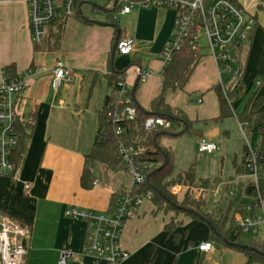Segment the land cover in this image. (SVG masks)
Masks as SVG:
<instances>
[{"label": "crops", "instance_id": "obj_1", "mask_svg": "<svg viewBox=\"0 0 264 264\" xmlns=\"http://www.w3.org/2000/svg\"><path fill=\"white\" fill-rule=\"evenodd\" d=\"M262 2L255 0L252 8H247L256 16L257 25L250 44L241 51L247 53L243 82L247 76L261 74L264 78V30L259 27ZM57 5L56 21L46 27L43 40L36 43L27 0L0 2V81L6 78V67L15 65L17 75L27 84L17 101L18 113L23 122L33 125L23 142L18 181L0 177V211L30 228L27 264H58L64 249L73 254L69 264H104L84 252L86 224L66 216V211L75 208L112 216L113 196L122 195L130 186V181L122 182L129 176L126 171L115 172L99 165L94 166L97 185L85 190L80 184L85 156L98 139V111L108 94L106 76L111 68L121 71L135 62L127 72L128 83L136 89L137 104L151 110L162 89L163 65L159 54L174 32L176 13L170 8H137L117 15L119 22L114 23L108 21L96 0L79 1L75 14L69 17L64 14L63 0H57ZM124 38L135 41L134 53L110 64L114 46ZM200 56L185 90L166 93L167 104L184 112L193 130L200 134L196 138L183 136L181 139H194V145L190 140L188 147L179 146L176 150L167 141L163 144L165 138L176 137L162 138L161 144L175 153V175L191 166L190 159L193 152L199 153L202 138L222 147L216 153L205 154L215 160H232L247 145L233 102L232 116L219 120L220 99L215 88L222 85V72L209 53L203 51ZM58 62L68 68L70 76L57 92L53 89L52 71ZM139 69L151 73L145 83L138 82ZM75 84L83 87L80 94L75 93ZM86 89L90 94H85ZM259 96H264V83ZM199 100L202 102L198 103ZM261 110L264 111V105ZM183 160L184 167H179ZM223 170L213 169L210 175L198 169L196 172L198 179L218 180L223 178ZM235 170L229 173L227 181L245 177ZM26 183L31 185L29 194L24 190ZM151 207L153 215H157L153 204ZM174 217L182 225L168 233L165 225ZM191 219L188 225L194 224V220L207 225ZM183 226L184 222L174 214L160 221L149 213L131 218L121 233V247L129 255L122 264L213 263L218 255L213 248L209 252L199 250L201 243L212 242L211 229L208 239L196 242L194 236L183 231Z\"/></svg>", "mask_w": 264, "mask_h": 264}, {"label": "built area", "instance_id": "obj_2", "mask_svg": "<svg viewBox=\"0 0 264 264\" xmlns=\"http://www.w3.org/2000/svg\"><path fill=\"white\" fill-rule=\"evenodd\" d=\"M16 0H0V2H12ZM81 0H63L65 16L75 14L77 4ZM104 3H113L118 0H96ZM263 1V0H258ZM29 5V23L34 42L40 43L46 27L53 24L58 16L57 0H27ZM136 7L160 9H173L176 13L174 32L162 48L159 59L163 70L172 61L173 57L185 46L193 52L201 55L208 51L215 60L218 69L224 68L233 78H243V64L239 58L241 50L250 44L257 25L256 16L245 9L239 0H143L140 2H126L122 9L114 15H126ZM116 50L119 55L127 56L134 53L135 41L124 38L117 42ZM53 89L59 91L63 83L69 79L70 72L62 63L58 62L53 68ZM150 72L137 70L136 75L139 83H145ZM222 85L225 87V84ZM26 81L23 77L14 79L4 78L0 81V177L18 181L22 161L16 162V153L20 145L18 132V98L26 89ZM132 88L127 79H121L115 94L117 102L122 106V111L112 114L114 123L119 124L117 134H122L121 123L124 119L134 120L136 108L131 95ZM199 100L198 103H201ZM146 130L153 131L157 128H171L172 123L163 118H150L145 124ZM249 146L248 141L246 140ZM220 150L216 142L202 138L199 141V151L203 154H213ZM144 148L126 146L120 143L119 154L126 165V173L131 178L128 189L122 194L120 201L112 208L114 214L107 216L103 213L81 211L75 208L66 211V216L80 220L86 224L84 252L94 256L104 264H122L128 257L121 247V233L135 209L141 205L143 197L138 190L146 182V177L138 166L137 158L143 154ZM258 155L250 150L246 160L247 175L254 179L258 187L259 169ZM151 170L153 167H147ZM240 178L220 183L217 188L210 190L211 193L220 195L222 192L234 195V188L240 183ZM97 182L94 183V185ZM195 189V188H194ZM26 194L31 191V185H24ZM174 191V192H173ZM177 193V188L172 190ZM194 194L195 200L202 197ZM207 192V191H205ZM204 192V193H205ZM233 231L232 237L240 238L245 234L255 235L252 241L264 247V201L252 198L249 204L245 202L232 214ZM30 228L24 226L11 216L0 212V264H27L29 248L27 240L30 236ZM213 242H203L199 246L202 252L212 250ZM73 254L69 250H62L58 264H69Z\"/></svg>", "mask_w": 264, "mask_h": 264}, {"label": "trees", "instance_id": "obj_3", "mask_svg": "<svg viewBox=\"0 0 264 264\" xmlns=\"http://www.w3.org/2000/svg\"><path fill=\"white\" fill-rule=\"evenodd\" d=\"M140 1L143 0H118L113 3H104V5L100 7L107 14L108 21L115 23L116 19H114V15L122 9L126 2L134 3ZM82 17L83 15L81 18ZM116 54L117 50L115 55L112 54L110 64L114 63ZM200 59L201 56L193 52L188 46H185L173 57L170 64L163 70L161 93L152 102L151 110H146L137 104L135 98L136 89L134 87L131 91V95L134 100V107L136 108V116L132 121L124 119L123 122H120L123 130L122 134L116 133V128L119 124L114 123L111 116L115 112L120 113L122 111V106L118 104L115 94L119 81L126 78L129 68L133 66L135 62L130 63L121 71L115 68L110 69L109 74L106 76L108 81V94L105 97L103 108L98 111V139L91 151L85 156V165L80 184L85 190L93 188L96 177L94 166L97 164L105 166L115 172L126 171V165L119 154L120 143H124L126 146L144 148V153L137 158L138 166H140L146 177V182L138 190L139 194L149 196L156 212L162 211L165 214L185 213L186 216L193 219L210 222L214 230H211L210 241H212L214 245L221 247L226 245L223 238L230 241L232 237L233 220L230 214L232 215L234 211L244 203L243 198H254L264 201V111L261 110L264 105V96H259L257 92L254 93L247 99L242 112L235 114L249 143V146L246 145L244 147L243 166L237 167V165H235L236 171L238 175H247L246 160L250 150L255 151L258 155V187L254 183L242 189L239 183L237 185L239 188L238 193L232 195L229 200L227 214H221L216 217L212 215V212H205L207 196L205 197L203 195L198 201L192 198L188 192L184 200L179 204L176 195L170 190L172 184L179 185L183 183L195 188L196 186H201L205 187L206 191H209L215 187L217 182V180L198 179L195 162L191 164L186 171L174 176L175 153L171 148H166L161 144L162 138L164 137L178 138L187 136L196 138L200 136L197 131L193 130L192 124L187 119L185 113L181 110L172 108L166 102V93L168 91L176 92L185 90ZM5 76L7 79L19 77L16 73V66H7L5 69ZM239 87L240 90L238 91ZM244 87L240 81L234 88L227 89L223 85H219L215 88L220 99L221 115L219 120L232 116L230 104L233 102V99H238ZM153 117H161L166 122H171L172 127L157 128L153 131L146 130L145 124L147 120ZM17 127L20 134V145L16 153V162L19 165V163L23 161L21 150L24 139L29 135V129H31L33 125L29 122L19 120ZM149 165L153 167L151 170L147 168ZM121 197V194L113 196L110 205L111 209L117 205ZM234 206L235 208H233ZM181 225L182 223L176 221L174 217L165 225V231L168 233L174 232ZM249 245L264 253L263 246L253 241L252 244ZM234 248L245 253L247 258L246 264H253L255 262H262L264 264V255L242 250L238 247Z\"/></svg>", "mask_w": 264, "mask_h": 264}, {"label": "rangeland", "instance_id": "obj_4", "mask_svg": "<svg viewBox=\"0 0 264 264\" xmlns=\"http://www.w3.org/2000/svg\"><path fill=\"white\" fill-rule=\"evenodd\" d=\"M243 6L245 7V9L247 10V8H252L251 6L253 5V3L255 2V0H239ZM95 3V2H94ZM97 5L98 6H103L104 2L103 1H97ZM262 6H263V10L262 13L259 16V20L261 26L260 29L263 31L264 30V2H262ZM138 7H136L135 9H137ZM87 11V10H86ZM91 19L94 18L90 15H88ZM118 17H116V22H119L117 20ZM248 46V45H247ZM242 51V50H241ZM207 53H209L208 51H206ZM210 54V53H209ZM131 55V54H130ZM211 55V54H210ZM129 56V55H127ZM124 56V57H127ZM247 56L246 51L242 52L240 54V58L239 61L241 64L245 63V57ZM122 59V55H119L118 53L116 54V58H115V62ZM222 72V80L225 87L227 89L230 88H234L240 81L243 84V89L241 91V93L239 94L238 99H233V105H234V109L236 114H239L242 112V110L244 109V106L247 102V99L253 95L254 93H258L260 92V86L264 83V78L263 76L258 75L257 77L255 76H251L247 78H245V81L243 82L242 80H239L238 78H233L231 77L224 68L221 69ZM127 79V83H128V76H126ZM222 83V82H221ZM129 84V83H128ZM83 87L79 84H75V93L76 94H80L82 92ZM240 90V87L238 88V91ZM84 91V90H83ZM178 92V91H177ZM90 94L89 89L85 90V94ZM200 94H194V96H199ZM177 138V139H168L165 138L163 140V144L165 141H167L174 150H176L177 147L182 146V147H188V141H192L193 145H194V139H181ZM162 143V141H161ZM180 144V145H179ZM242 143L239 145V147L241 148ZM243 147L242 146V150L240 151V153L243 154ZM222 148V147H220ZM198 154L197 152H193L192 158L190 159V165L193 164L194 162L196 163V169L199 170V172H209V175L211 174V171H213V169H222L223 170V178H225L226 180L222 179H218L216 184H215V188H217L219 186L220 183H224L227 181V178L229 177V173L233 172L235 170V165L242 167L243 166V155H241L240 153L233 158L232 160L230 159H221V157H219L217 160L212 159L207 157L205 154L201 153L199 151V143H198ZM185 161H187L185 159ZM184 160L179 162V167H184L185 162ZM98 165V164H97ZM189 165V166H190ZM102 166V165H99ZM105 167V166H104ZM236 171V170H235ZM176 173H174V176ZM237 174V171H236ZM173 176V177H174ZM130 181L131 183V178L128 176L127 178L124 177L122 182L128 183ZM240 184L242 186V189H245L247 186H249L250 184H254V179L250 176H245V177H241L239 179ZM175 188H177V193L175 194L177 199H178V203L181 204V202L184 200L185 195L189 192L191 197H193L194 194H199L196 192L197 189H200V195H204L206 197V201H207V206L205 207V212H212L213 216H219L221 214H227V208H228V203L229 200L231 199V196L229 195V193H224L222 192L220 195H217L215 193H211L210 190L205 192L206 189L205 187H201V186H196L195 187H190L188 185H185L183 183H180L179 185L175 184V185H171L170 186V190L172 192V190H174ZM195 188V189H194ZM238 186L234 188V194H237L239 191ZM213 189V188H212ZM211 189V190H212ZM174 192V191H173ZM172 192V193H173ZM205 192V193H204ZM201 199V198H200ZM198 199V201L200 200ZM243 201L246 204H249L252 199L250 198H243ZM152 203L151 200L149 198V196H145L143 197L142 203L141 205L138 207L139 208V212L138 209H135V212L132 218H137V215H140L143 217L144 214H152V216L156 219H158V221H160L163 217L167 219V217L170 219L171 216L174 214V216H176L179 220L184 222V226H183V231L190 233L192 236L195 237L196 242H199L202 239H208L209 237V231H210V227L208 225H204L202 222H199L197 220H194V224L192 225H188L192 219L189 216H186L185 213L184 214H165L164 212L160 211L158 212L157 215H153L152 213ZM236 206V205H235ZM235 206L233 208H235ZM1 212V211H0ZM138 212V214H137ZM137 214V215H136ZM230 216L232 217V215L230 214ZM124 229V228H123ZM257 237L255 235L252 234H245L242 235L240 238H234L231 237L230 242L231 243H236V244H240V245H249L252 244V240L256 239ZM213 252L215 254H218L217 257H215L211 264H246L245 263V253L243 251L238 250L237 248L234 247H230L228 245L225 246H221L218 247L217 245H215L213 247ZM213 253V254H214ZM244 262V263H243ZM253 264H263L262 262H255Z\"/></svg>", "mask_w": 264, "mask_h": 264}, {"label": "water", "instance_id": "obj_5", "mask_svg": "<svg viewBox=\"0 0 264 264\" xmlns=\"http://www.w3.org/2000/svg\"><path fill=\"white\" fill-rule=\"evenodd\" d=\"M115 52H116V45H115L114 48H113V55H115ZM205 223L210 227V229H211L212 231H214V230H213V227H212L211 224H210V222H207V221H206ZM223 241L225 242L226 245H228V246H230V247H238V248H240V249H242V250H248V251H251V252H255V253H259V254H261V255H264L263 252L257 250L256 248H254V247H252V246H250V245H240V244H236V243H231L229 240H226L225 238H223Z\"/></svg>", "mask_w": 264, "mask_h": 264}]
</instances>
